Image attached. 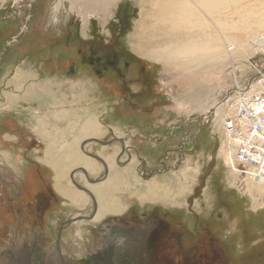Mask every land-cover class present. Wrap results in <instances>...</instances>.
<instances>
[{"label": "rangeland", "instance_id": "1", "mask_svg": "<svg viewBox=\"0 0 264 264\" xmlns=\"http://www.w3.org/2000/svg\"><path fill=\"white\" fill-rule=\"evenodd\" d=\"M148 2L118 0L105 14L94 9L93 3L77 9L72 0H0L1 65L11 72L10 76L14 71L21 72L22 82H42L56 89L59 99L83 100L79 103L83 106L67 107L70 115L83 113L89 121H94L92 116L117 115L119 125L105 122L113 133L129 138V144L145 141L153 158L149 164L171 169L150 180L135 174L131 180L122 178L117 189L122 196L137 197L141 204L159 203L184 214L192 210L203 217L210 214L213 223L220 217V230L231 231L233 242L241 244L238 209L244 210V216L253 217L264 211V182L256 184L228 172L221 152L220 123L234 102L233 90L258 81L255 78L264 72V47L257 49L253 41L264 39V0H222L218 10H209L218 29L226 34L223 41L208 20L210 31L198 20L187 21L188 25L184 22L179 29L181 37L188 30L199 31L196 35H200L201 25L204 33L212 31L213 38L218 39L219 50L211 60L205 58L188 66L179 63L176 67L160 54L157 59L145 54L164 39L157 40L155 35L154 40L150 38L159 32V26L150 32L152 19L144 18L150 10H142L148 9ZM167 44H161V48ZM110 57L115 62H110ZM71 64L79 70L74 76L65 74ZM142 68L147 77L136 79ZM228 98L231 100L227 103ZM215 104L219 106L217 111L213 110ZM58 105L69 106L70 101H58ZM34 182L32 179L27 185L31 195L43 187ZM55 192L64 194L60 186ZM222 192L233 194L236 210L234 199L220 198ZM72 194V202L78 204L81 193L74 190ZM66 208L64 217L74 211ZM54 211L48 213L50 220L56 217L58 208ZM257 237L250 234L248 243ZM5 248H0V253ZM239 253L234 252V257L241 261L245 256ZM247 253L249 257L257 254L250 249Z\"/></svg>", "mask_w": 264, "mask_h": 264}, {"label": "flooded vegetation", "instance_id": "2", "mask_svg": "<svg viewBox=\"0 0 264 264\" xmlns=\"http://www.w3.org/2000/svg\"><path fill=\"white\" fill-rule=\"evenodd\" d=\"M109 60L115 62L112 57ZM78 71L71 64L65 74L74 76ZM51 73L55 74L54 70ZM136 75V79L147 77L144 68ZM106 121H114L117 125L119 117L114 114L101 117L100 128L109 135L107 139L90 136L78 146L81 154L91 160V167L96 172H91V167H84L88 178L79 171L68 175L70 185L73 186L72 181H75L92 193L95 206L91 196L82 192L83 200L78 203L82 209L64 217L66 205H71V200L53 194L43 172L39 174V185L43 187L34 195L24 182L19 187L8 183L6 189H12L18 200L13 203L8 199L5 205L10 222L9 219L5 221L8 229L13 231L6 250L11 253L13 264H65L68 261L77 264H264V231L261 227L252 243L247 242L248 229L243 228L244 240L238 244L233 242L235 238H231V231L220 230L222 225L217 224L223 222L220 217L213 223L210 214L203 217L193 210L184 214L159 203L141 204L137 197L122 196L117 189L121 186L120 177L126 171L128 180L134 174L150 180L171 169L167 165H161V170L158 165L151 166L149 162L153 158L145 141L140 140V145L129 144V138L116 136ZM70 143L71 139L64 137L57 140V147L66 152ZM146 152L150 155H143ZM156 154H159L158 150ZM160 161L164 163V160ZM92 180L97 182L90 183ZM56 207L57 215L50 220L48 213L52 214V210L54 213ZM14 242H18L19 247L13 245V248ZM249 249L257 252L256 257H249ZM237 250L241 257L245 256L241 261L234 257Z\"/></svg>", "mask_w": 264, "mask_h": 264}, {"label": "crops", "instance_id": "3", "mask_svg": "<svg viewBox=\"0 0 264 264\" xmlns=\"http://www.w3.org/2000/svg\"><path fill=\"white\" fill-rule=\"evenodd\" d=\"M117 1L109 2L110 7L108 5L107 8L111 10L112 3L115 4ZM86 2L95 4L94 9H107L105 8L107 0H87ZM72 4H74L73 0ZM148 4V9L142 7V10L155 11L163 9L166 4H170V0H149ZM78 5L79 7L76 6L77 9H86L82 1ZM155 17H157L156 14H154V17H150L152 19L150 24L152 30L150 32L154 31L155 25L159 26V32L157 33L159 36H156L155 33L150 38L154 40V35L157 40L164 38L153 45L157 49L161 48L160 43L163 44L166 38L161 36L165 32L164 26L162 27L159 19ZM191 20L195 21V18ZM197 20L199 21V18ZM192 24L194 23L192 22ZM188 34L190 36L189 32ZM173 39L177 40L178 38L174 37ZM183 40L185 41V39ZM145 54L148 55L147 52ZM149 56L157 59L155 56L158 55ZM10 73L9 70L2 67L0 62V247L2 249L6 247L7 240L13 232L8 229L5 221L9 219L5 205L8 199L13 203H18L12 193L13 190L6 189L7 185L19 187L24 182L27 186L33 179L37 186L41 183L39 174L43 172V178L47 179V186L53 194L71 200L73 198L72 193L76 190L81 193L79 197L81 201L83 200L82 191H79L74 185H70L68 175L76 171L82 173L81 169L85 170L84 167H91L92 163L90 159L81 154L78 146L83 139L90 136L105 137V139L109 137L100 128V116L97 118L92 116L91 120L94 121H89L86 114L70 115L68 113L69 107L83 106L80 105L83 100L59 99L56 89L51 90L49 85L35 81L22 82L24 76L21 72L14 71L11 76ZM65 100L70 101L69 106L58 105V101L65 102ZM73 101L75 102L73 103ZM84 106H87V104H84ZM57 109L60 110L59 113H56ZM64 137L65 140L70 138L71 143L67 146L66 152H61L60 148L57 147V140H62ZM29 143L35 144V146L30 144V148H27ZM90 170L93 173L96 172L92 167ZM124 174L120 177V185L122 184V178H126V174ZM57 186L62 188L64 194L58 195L55 192ZM62 202L67 201L62 200ZM66 206L69 211L74 210L77 212V209H79L78 211L82 209L78 204H74L72 200L71 205ZM63 215L65 214L63 213ZM51 224H54V222L52 221ZM17 243L15 245H18Z\"/></svg>", "mask_w": 264, "mask_h": 264}, {"label": "built area", "instance_id": "4", "mask_svg": "<svg viewBox=\"0 0 264 264\" xmlns=\"http://www.w3.org/2000/svg\"><path fill=\"white\" fill-rule=\"evenodd\" d=\"M264 72L258 81L237 86L234 102L221 123V152L233 176L264 182ZM229 99V98H228ZM231 98L227 101V103ZM233 101V100H232Z\"/></svg>", "mask_w": 264, "mask_h": 264}, {"label": "bare ground", "instance_id": "5", "mask_svg": "<svg viewBox=\"0 0 264 264\" xmlns=\"http://www.w3.org/2000/svg\"><path fill=\"white\" fill-rule=\"evenodd\" d=\"M81 1L85 5L88 4V2H86L87 0H73L74 6H78V3H80ZM111 1H113V0H107V3L105 4V8H107V6L110 4L109 2H111ZM221 2H222V0H176L175 2H174V0H173V2H172V0H170V4H166L164 6V10H162V8H161V9H158L155 11H150V14H146L144 16V18L154 17V14H156L157 17H155V18L159 19V21H160L159 23L162 24V27L164 26V30H165V32H163L164 35H161V36H164L166 38V40L163 41V44H165L167 42L169 44L165 45L162 48H157L154 51H152V50L147 51V53L149 55H159L160 54V55L164 56L163 58L168 60V62L170 63V66H172V67L173 66L176 67L179 63L181 65H184V66L192 65L193 62H195V63L200 62L202 60H205V58H209L211 60L212 57L217 55V51L219 50L217 48L218 39L213 38L212 31H211V34L210 33H204L203 32L204 29H202V26H206V28L210 31L211 26L209 25V23H206L205 20L210 21L211 25L214 28H216L219 31V33L221 34L222 38L220 40H222V41L225 40L223 37H225L226 34L223 33L220 29H218V27H217L218 24L216 25V23L213 21L212 15L208 13V11L214 7H215V10H218ZM112 4H114V2ZM210 4L211 5L213 4V5L211 6ZM109 7H110V5H109ZM103 11H105L104 12L105 14H108L110 9L107 8V9L102 10V12ZM216 14H214V15H216ZM202 16L204 17V19L202 18ZM192 18H195V20H197V18H199V22L202 23V26L200 25V30H201L200 35L199 34L196 35V33L193 32L195 36H192L193 35V33H191L192 31L188 30V32L191 34V36H189L188 32L187 33L185 32L184 33L186 35V36L184 35L185 38H184V36L181 37V35L183 33L181 35H179V29L182 28L183 27L182 25H184L187 21L190 22V20ZM157 19H156V21L158 22ZM188 22H187V25L189 24ZM159 23H157V24H159ZM180 31H182V30H180ZM160 33H161V31H160ZM196 36H197V38L194 39ZM174 37H176V39L177 38L185 39V41L182 44H179V42H178L179 39L174 40L173 39ZM253 41H254V45L257 47V49L261 48L262 46L264 47L263 37L255 38ZM160 45H161V43H160ZM218 107L219 106L215 104L213 107V110L217 111ZM221 123H222V120H221ZM221 123H220V125H221ZM258 184H261V183H258ZM17 246L19 247V245H17ZM17 246L15 245L14 247H17ZM4 250L1 251V253H0V264H9V263L13 264V262L10 260L11 258H13L10 255L11 253L4 251ZM47 256L50 257V254L47 253ZM48 259H49L48 261L51 260V258H48ZM13 261H15V260H13ZM24 262H25V260H24ZM50 263H52V262H50Z\"/></svg>", "mask_w": 264, "mask_h": 264}, {"label": "trees", "instance_id": "6", "mask_svg": "<svg viewBox=\"0 0 264 264\" xmlns=\"http://www.w3.org/2000/svg\"><path fill=\"white\" fill-rule=\"evenodd\" d=\"M221 197H222V199H225L226 197L234 199L233 194H226L225 192L221 193L220 198ZM235 199L232 201V204H234L233 207L236 210L235 201H237V200H235ZM226 200H227V198H226ZM238 210H239L238 211L239 214H237L236 216H237V218H239V225H238V232L239 233L238 234L241 235V237H242V231L241 230L245 227L248 229V237L249 238H250V234L252 237H255L257 235V231H258L259 227L263 228V231H264V215H263V217H260V218L257 217L258 215L264 214V211L257 214L256 217H253V216H244V214H243L244 210L241 209V207ZM254 226L256 227L255 230L253 229L252 231H250V229H252ZM254 233H255V236H254ZM263 236H264V232H263ZM242 240H244L243 237H242ZM263 245H264V240H263ZM263 252H264V247H263Z\"/></svg>", "mask_w": 264, "mask_h": 264}, {"label": "water", "instance_id": "7", "mask_svg": "<svg viewBox=\"0 0 264 264\" xmlns=\"http://www.w3.org/2000/svg\"><path fill=\"white\" fill-rule=\"evenodd\" d=\"M93 158L99 160V158L96 157V156H93ZM174 169H175V168H174ZM81 171H82V173H83L84 175L87 176L85 170L81 169ZM87 178H88V177H87ZM95 182H97V181H96V180H92V181H90V183H95ZM72 183H73V185H74L78 190H80V191H82V192H85V193H87L88 195H90L91 198H92V200H93V202H94V206L96 205V202H95L94 196L92 195L91 192H89L86 188H84V187L78 185L75 181H72ZM80 219H83V218H77L76 220H80ZM4 251H7V252H8V250H4ZM65 264H77V263H76V262H73V261H68V262H65Z\"/></svg>", "mask_w": 264, "mask_h": 264}]
</instances>
